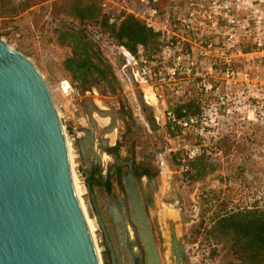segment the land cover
<instances>
[{
  "label": "rangeland",
  "instance_id": "rangeland-1",
  "mask_svg": "<svg viewBox=\"0 0 264 264\" xmlns=\"http://www.w3.org/2000/svg\"><path fill=\"white\" fill-rule=\"evenodd\" d=\"M62 0H24L14 17L0 19V39L12 51L25 57L41 76L53 102L60 100L56 87L61 81H68L76 94L79 114L75 121L65 128L68 136L74 130H90V120L97 117L89 108L117 114L114 141L109 145L119 159H131L134 166L145 167L155 177L153 192L154 208L148 209V220L159 227L162 238V264H173L169 255V226L175 225L176 237L185 250L183 264H239L221 246L207 238L206 232L212 223V214L220 211L219 206L236 208L256 206L264 209V127L253 122H241L233 117L217 132L197 140L194 130L185 131L180 138L169 134L166 125L157 126L154 117L163 116V110L179 115L185 104L192 106L198 97L194 87H184L181 97L174 96L172 87L162 88V100L156 107L143 102L142 86L134 81L129 83L122 69L125 62L119 47L96 25L78 26L64 14ZM12 6H15L12 0ZM81 102H84L83 107ZM88 108H87V107ZM109 118V117H108ZM104 128L96 125L95 138ZM190 133V135H189ZM82 138V135L79 136ZM182 142L189 148L201 146V155L214 164L215 172L194 182L186 173L187 162H182ZM97 145V143L95 144ZM75 172L82 189L81 199L87 216L94 225V239L99 251L101 264L103 236L95 221L86 187L92 186L96 208L104 224L107 236L115 254L116 264L124 262L123 250L126 243L120 224L109 216V205L115 206L114 196L121 199L122 190L116 176H107L108 169L115 163L114 157L99 152V165L92 157L82 161L77 143L71 145ZM90 162V163H89ZM97 167L95 170L91 168ZM173 182L175 195L182 205V216L190 219L185 223L177 205L165 204L171 201L169 185ZM120 184H122L120 180ZM115 201V200H114ZM128 239L133 233L126 226ZM137 251V248H134ZM111 264V263H110Z\"/></svg>",
  "mask_w": 264,
  "mask_h": 264
},
{
  "label": "water",
  "instance_id": "water-1",
  "mask_svg": "<svg viewBox=\"0 0 264 264\" xmlns=\"http://www.w3.org/2000/svg\"><path fill=\"white\" fill-rule=\"evenodd\" d=\"M84 106V102H81ZM87 107V106H86ZM88 108V107H87ZM90 113L109 117L112 124L95 138L96 125L80 130L76 143L82 161L89 155L102 163L99 152L110 146L102 142L115 131L117 114L89 108ZM97 143V145H95ZM115 163H121L112 154ZM131 161H128L130 163ZM137 182L140 180L137 179ZM89 183V182H88ZM87 183L95 221L102 233L111 264L115 254ZM123 204L114 196L122 220L120 229L133 233L129 250H140L144 264H158V253L146 219L143 202L129 173L124 175ZM171 201L182 216V205L169 185ZM150 203V201L148 200ZM112 217V216H111ZM169 226V255L173 264H183L185 250ZM0 264H101L74 196L64 135L48 90L36 69L0 39Z\"/></svg>",
  "mask_w": 264,
  "mask_h": 264
},
{
  "label": "built area",
  "instance_id": "built-area-1",
  "mask_svg": "<svg viewBox=\"0 0 264 264\" xmlns=\"http://www.w3.org/2000/svg\"><path fill=\"white\" fill-rule=\"evenodd\" d=\"M101 8L109 25L130 15L156 36V47L147 55L141 46L136 56L119 47L122 69L130 68L124 76L145 90L146 106L159 111L164 86L172 87L176 97L184 87L197 91L195 114L164 109L162 117H154L157 126L165 124L176 138L178 131L193 129L197 140L233 117L264 127V0H101ZM55 91L60 100L51 101L66 139L65 128L79 107L68 81L59 82ZM78 138L74 130L70 146ZM200 147L182 142V162L200 156Z\"/></svg>",
  "mask_w": 264,
  "mask_h": 264
},
{
  "label": "trees",
  "instance_id": "trees-1",
  "mask_svg": "<svg viewBox=\"0 0 264 264\" xmlns=\"http://www.w3.org/2000/svg\"><path fill=\"white\" fill-rule=\"evenodd\" d=\"M24 0H0V19L14 17ZM64 14L79 27L96 25L99 32L107 35L118 47L136 56L139 46L146 55L156 47V36L148 31L141 21L126 15L117 26L108 24L107 13L101 8V0H62ZM182 108L191 114V104ZM180 112V109H179ZM180 115V113H179ZM189 177L197 182L215 172L214 164L198 157L186 164ZM91 180V185L96 186ZM220 211L212 214V223L206 232L207 238L214 245L221 246L239 264H264V209L256 206L227 208L219 206ZM104 247V245H103ZM104 264H110L109 254L105 249L102 254Z\"/></svg>",
  "mask_w": 264,
  "mask_h": 264
},
{
  "label": "flooded vegetation",
  "instance_id": "flooded-vegetation-1",
  "mask_svg": "<svg viewBox=\"0 0 264 264\" xmlns=\"http://www.w3.org/2000/svg\"><path fill=\"white\" fill-rule=\"evenodd\" d=\"M111 147L109 148V150L107 152V155H109V156H112V154H115V151ZM117 159L121 160L122 162L118 163V164L114 163L113 166H111L108 169L107 176H113V175L116 176L117 185L119 186V189L122 190V195H121V199H120V202H122V204H123V194L125 193L124 188H121L123 186L124 175L126 173H129L130 176L132 177L134 183L136 184L137 191L140 194V197H141L142 202H143V208H144V211L146 214V219L148 221V225H149L151 233H152L154 245H155L157 253H158V264H162V259H161V257H162L161 256L162 238L160 236L159 227H157L156 223H154L153 220L149 221L148 217H147L148 209L154 208L153 192L156 188L155 177L152 174V172L150 170H148L147 168L135 167L132 160L129 158L119 159L117 157ZM128 161H131V162L128 163ZM96 168L97 167L95 166V168L92 167L91 169L95 170ZM137 179L140 180V182H137ZM120 180H121L122 184H120ZM148 200L150 201V203L148 202ZM113 202L115 203L114 207L112 205H110V203H108V205L110 207L109 208V216L111 218L110 220H111V222H112V220H116L120 224L122 217L120 215L117 203L114 200H113ZM112 224H113L112 228L115 229L114 222H112ZM121 234L123 237V241L126 243V249L123 250L124 262L126 264H144V258L142 256L140 250H138L137 247H136L137 248L136 252L133 249L134 254H132L130 252L128 234L127 233L124 234L122 231H121ZM132 241H134V238Z\"/></svg>",
  "mask_w": 264,
  "mask_h": 264
},
{
  "label": "bare ground",
  "instance_id": "bare-ground-1",
  "mask_svg": "<svg viewBox=\"0 0 264 264\" xmlns=\"http://www.w3.org/2000/svg\"><path fill=\"white\" fill-rule=\"evenodd\" d=\"M91 122L94 123V121H91ZM113 138H114V134L108 136L107 137L108 140H103L104 141L103 143L109 146L114 141V140H110ZM64 141H65V145H66V152H67L68 164H69V169H70V180H71L72 190H73L74 196L76 198V201L78 203V207H79L80 213L82 215V218H83V220L87 226V229L89 231V234H90V237L92 239L96 254L99 258L100 257L99 251H98V248L96 246L97 244L95 242V239H94V225H93L92 220L87 216L86 208H85L84 203L81 199L82 189L80 187V182H79V179H78L77 174L75 172V166H74V161H73L74 159H73V155L71 152V146L66 139H64Z\"/></svg>",
  "mask_w": 264,
  "mask_h": 264
},
{
  "label": "crops",
  "instance_id": "crops-1",
  "mask_svg": "<svg viewBox=\"0 0 264 264\" xmlns=\"http://www.w3.org/2000/svg\"><path fill=\"white\" fill-rule=\"evenodd\" d=\"M97 117H95V118H93V121H94V123H95V125H100V126H102L103 128H104V130H106L107 128H109L110 127V125L112 124V121H111V119L110 118H108V117H101V116H98V115H96ZM112 134H114V131L113 132H111V133H106L104 136H103V140H108L107 139V137L108 136H110V135H112ZM115 136V135H114ZM115 139V137L113 138V139H110V140H114ZM102 140V142H104ZM108 146V145H107ZM91 155H89L88 157H90ZM92 157V156H91ZM91 159H93V157L91 158ZM90 163V162H89ZM86 166H90L89 164H87V162H86Z\"/></svg>",
  "mask_w": 264,
  "mask_h": 264
}]
</instances>
